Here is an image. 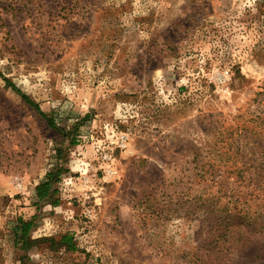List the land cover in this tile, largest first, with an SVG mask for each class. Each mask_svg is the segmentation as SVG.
<instances>
[{"label": "rangeland", "instance_id": "374dc122", "mask_svg": "<svg viewBox=\"0 0 264 264\" xmlns=\"http://www.w3.org/2000/svg\"><path fill=\"white\" fill-rule=\"evenodd\" d=\"M0 264H264V0H0Z\"/></svg>", "mask_w": 264, "mask_h": 264}, {"label": "trees", "instance_id": "16d2710c", "mask_svg": "<svg viewBox=\"0 0 264 264\" xmlns=\"http://www.w3.org/2000/svg\"><path fill=\"white\" fill-rule=\"evenodd\" d=\"M5 80L8 82V84H10L12 88H14L17 92H19V89L16 88L15 85L10 83V81H8L7 78H5ZM20 94L25 100H27V102H29L31 105H33L36 108L38 113L46 120L47 124L50 127L54 128L60 134H64V129L59 125H57V123L55 122L54 118L51 115L42 111L39 108V106L35 102H33L27 95H25L24 93H20ZM76 140L77 139L74 138V136H72L69 139V143H75ZM61 152H62L61 147H57L55 153V161L53 162L52 167L49 170H47L44 177L35 184L34 190L37 199L36 202L41 200H48V199L51 200L50 202L51 205H55L58 202L57 197H55L56 188L54 187L53 183L57 180L62 169H64V167H62V165L58 161L62 156ZM16 223L17 225L13 228L16 242L19 241L21 245L26 247L28 241L31 240L30 231L34 224L33 219L32 218L23 219L22 217H18L16 219ZM60 242L71 248H73L72 246H74L71 243V236L67 234H63L60 236Z\"/></svg>", "mask_w": 264, "mask_h": 264}]
</instances>
